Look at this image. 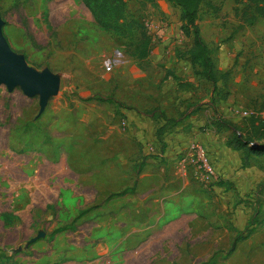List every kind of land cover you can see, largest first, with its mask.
<instances>
[{"label": "rangeland", "instance_id": "374dc122", "mask_svg": "<svg viewBox=\"0 0 264 264\" xmlns=\"http://www.w3.org/2000/svg\"><path fill=\"white\" fill-rule=\"evenodd\" d=\"M124 1L151 37L145 60L131 54L136 31L128 37L101 31L80 0H0L1 29L11 50L58 82L42 109L40 94L0 85L4 264H252L244 253L254 244L264 254V158L251 157L242 165L246 178L233 180L250 191L243 200L249 214L257 211L248 237L253 243L241 255L217 248L210 257L206 248L214 234L190 242V234L176 231H185V223L167 219L186 203L237 201L218 188L227 189L220 171L217 183L202 187L178 160L198 131L233 136L218 115L243 131L250 117L240 111L264 119V17L247 25L241 19L245 1L204 0L201 36L216 73H226L213 91L190 63L193 41L181 32L180 9L166 0ZM96 95L112 96L130 109L88 99ZM190 106L159 137L164 122L145 115L159 108L178 118ZM191 229L205 226L194 222ZM262 256L255 264H264Z\"/></svg>", "mask_w": 264, "mask_h": 264}, {"label": "trees", "instance_id": "16d2710c", "mask_svg": "<svg viewBox=\"0 0 264 264\" xmlns=\"http://www.w3.org/2000/svg\"><path fill=\"white\" fill-rule=\"evenodd\" d=\"M81 3L89 11L95 25L103 32L113 34L118 37H128L130 32L136 31V44L132 49V56L138 60H145L150 56V44L151 37L147 34V31L143 26L138 23L134 18L129 16L127 12V5L124 0H80ZM169 3L177 6L180 9V20L182 22L181 32L187 38H192L193 46L188 50V56L190 63L197 65L200 68L198 72L204 80L210 82L215 91V86L219 80L226 78V73L217 74L215 66L211 58V50L201 36V31L198 26L199 11L204 0H166ZM235 4H239L245 1L246 8L242 10L241 19L247 25H253L258 18L264 17V0H232ZM234 12L239 15V9L235 8ZM170 73H167L168 77ZM89 100H96L99 102H105L113 104L115 107L130 109L126 105L122 104L112 96L96 95L88 98ZM213 112L217 116L213 100H210ZM188 107L186 111L180 114L178 118H170L160 110L154 108L146 111L145 115L154 119H160L164 123L157 129L158 137L164 132L169 125H174L180 122L189 113ZM218 123L233 132V136L230 137L226 144L232 147L236 151H240L242 154V163L245 165L251 157L264 158V119H258L254 116H250L246 130L243 131L235 123L224 119L221 116H217ZM262 142V143H260ZM141 167V166H140ZM140 169L138 170V172ZM264 188V183L261 186ZM133 191V188L130 189ZM125 191L116 193V195H123ZM89 209H85L79 212L78 216H81L88 212ZM257 211L250 218L248 225L242 230L236 233L232 243L227 251V255L231 254L236 245L247 239L252 233L253 228L257 223L256 219ZM67 227L63 226L57 229L56 232L65 231ZM2 255H0V264H4L6 261ZM7 260V259H5Z\"/></svg>", "mask_w": 264, "mask_h": 264}, {"label": "crops", "instance_id": "0c3cea01", "mask_svg": "<svg viewBox=\"0 0 264 264\" xmlns=\"http://www.w3.org/2000/svg\"><path fill=\"white\" fill-rule=\"evenodd\" d=\"M198 133L199 135H194L195 139L199 143L204 145V147L207 149L211 162L215 165L216 170L218 172H221V181L227 184V189L223 187L222 184L218 185V188L221 190L222 195H225L226 199L229 195L231 197L235 195L237 196V201L234 202L232 201L234 198H228L227 201L217 204H214L213 201L212 203H186L184 206L176 208L174 216L171 217V219L167 220H169L170 224L172 223L173 219V222L177 226H183L185 223V226L188 227L186 228V230L184 228L185 231H179L178 229H176V231L178 234L186 237L187 234L188 236L190 234V236H192V239L189 240L190 242L200 240L202 239V237H205V235L210 237L211 234H214V236L209 239L210 244L206 248V252L210 253L209 255L210 257H212L217 248L223 253L226 250L228 251L234 236L237 232L242 231L248 225V222L253 216V213L249 214L252 208L247 207V204L243 201L245 199H248V197L245 196L247 193H250V191H247L248 188L245 187L239 188V186H236V184L233 183L234 178H246L245 174H248L247 170L242 169V154L226 144L229 138L219 139V137H215L213 135H210L209 133H201L199 131ZM195 139H191L189 140V142L196 141ZM174 141L176 140L174 139ZM188 144H186V146ZM173 150H175V148H173ZM184 150L185 148L183 149V151ZM237 169H241V174H237V172H235ZM241 194H244V196H242ZM249 200L253 201V199ZM251 207H253V204L251 205ZM194 222L195 224L198 223V225L205 226V229H203L202 231H198L196 229L194 232L196 234L190 233V231H192L191 228H193L194 226ZM248 239L249 238L239 242L231 254L233 256L237 254L241 255L243 247H245L248 243H253L252 239ZM181 241L186 240L182 238ZM227 251L225 253H227ZM244 254H246V256L250 259L252 264L262 261V255H264L263 250L259 248L257 244H254L252 249L246 251V253Z\"/></svg>", "mask_w": 264, "mask_h": 264}, {"label": "water", "instance_id": "95a60500", "mask_svg": "<svg viewBox=\"0 0 264 264\" xmlns=\"http://www.w3.org/2000/svg\"><path fill=\"white\" fill-rule=\"evenodd\" d=\"M1 26L0 18V85H5L9 91L14 86H20L27 96L40 94L42 109L47 96L56 92L58 82L47 70L41 73L35 72L26 64L22 56L13 52L3 35Z\"/></svg>", "mask_w": 264, "mask_h": 264}, {"label": "built area", "instance_id": "2783aa9c", "mask_svg": "<svg viewBox=\"0 0 264 264\" xmlns=\"http://www.w3.org/2000/svg\"><path fill=\"white\" fill-rule=\"evenodd\" d=\"M243 117L252 116V112L240 111ZM181 171L185 169L191 173L192 178L202 185L209 187L219 181L215 165L211 162L207 149L197 141H190L181 153L179 160Z\"/></svg>", "mask_w": 264, "mask_h": 264}]
</instances>
